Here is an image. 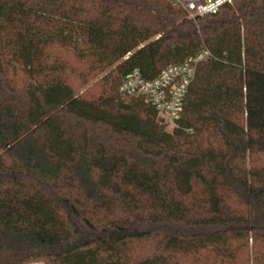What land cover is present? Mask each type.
<instances>
[{
  "label": "trees",
  "instance_id": "obj_1",
  "mask_svg": "<svg viewBox=\"0 0 264 264\" xmlns=\"http://www.w3.org/2000/svg\"><path fill=\"white\" fill-rule=\"evenodd\" d=\"M202 49L175 127L143 97ZM264 264V0H0V264Z\"/></svg>",
  "mask_w": 264,
  "mask_h": 264
},
{
  "label": "built area",
  "instance_id": "obj_2",
  "mask_svg": "<svg viewBox=\"0 0 264 264\" xmlns=\"http://www.w3.org/2000/svg\"><path fill=\"white\" fill-rule=\"evenodd\" d=\"M169 1L184 10L188 19L196 20L217 13L223 4L230 3L231 0ZM209 58L210 52L202 49L183 62L165 66L152 78H145L135 68L122 79L118 88L119 97H143L154 108L158 120L172 129L180 118L198 64Z\"/></svg>",
  "mask_w": 264,
  "mask_h": 264
}]
</instances>
